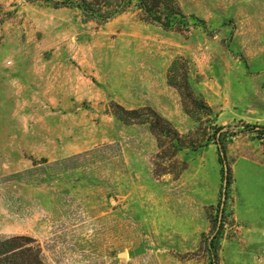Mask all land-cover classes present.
<instances>
[{"label": "rangeland", "instance_id": "obj_1", "mask_svg": "<svg viewBox=\"0 0 264 264\" xmlns=\"http://www.w3.org/2000/svg\"><path fill=\"white\" fill-rule=\"evenodd\" d=\"M178 1L188 32L141 20L135 3L100 22L0 0L1 240L36 238L45 264H212L218 233V264H264V0ZM178 61L211 112H186ZM116 103L199 128L204 145L158 176L149 124ZM219 127L233 177L221 217Z\"/></svg>", "mask_w": 264, "mask_h": 264}, {"label": "trees", "instance_id": "obj_2", "mask_svg": "<svg viewBox=\"0 0 264 264\" xmlns=\"http://www.w3.org/2000/svg\"><path fill=\"white\" fill-rule=\"evenodd\" d=\"M32 2H41L54 8H77L90 19H96L100 22H108L114 17L128 11L133 3L140 10L139 17L141 20L162 26L167 30H176L179 32L190 31L189 16L183 12L178 0H31ZM203 25H206L204 19H198ZM182 67L184 69V77L177 81L172 79L171 84L180 93L183 106L188 113L194 110H203L211 112L210 105L204 100L194 96L191 84L188 78L187 66L176 62L172 69ZM115 106V107H114ZM110 106L112 113L120 117L122 120L133 123H148L151 134L156 138L160 153L154 159L156 166L155 173L160 176L171 173L175 177L179 176L186 168V163L177 160V154L184 148L193 150L203 146L202 140L195 136L199 132V128L194 133L183 135L173 125V123L160 114L151 106H145L139 109H127L116 103ZM219 127L214 135V142L218 148L219 160L222 164V175L226 182L227 188L232 183V170L227 162L226 146L221 140ZM219 132V133H218ZM171 162L172 169H168L165 163ZM173 170V171H172ZM227 190V189H226ZM221 221L217 225L219 230ZM218 233L214 239H217ZM213 239V240H214ZM213 240L209 243V249L212 253V264H218ZM0 264H45L42 259V248L40 242L30 235H14L5 239H0Z\"/></svg>", "mask_w": 264, "mask_h": 264}, {"label": "water", "instance_id": "obj_3", "mask_svg": "<svg viewBox=\"0 0 264 264\" xmlns=\"http://www.w3.org/2000/svg\"><path fill=\"white\" fill-rule=\"evenodd\" d=\"M226 189H227V185L226 182L224 181V187H223V199H222V203H221V213H220V217L222 216V211L225 205V201H226Z\"/></svg>", "mask_w": 264, "mask_h": 264}]
</instances>
